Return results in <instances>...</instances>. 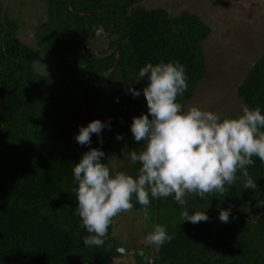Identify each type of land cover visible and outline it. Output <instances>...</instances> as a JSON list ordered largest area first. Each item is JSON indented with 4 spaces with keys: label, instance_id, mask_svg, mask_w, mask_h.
Segmentation results:
<instances>
[{
    "label": "trees",
    "instance_id": "16d2710c",
    "mask_svg": "<svg viewBox=\"0 0 264 264\" xmlns=\"http://www.w3.org/2000/svg\"><path fill=\"white\" fill-rule=\"evenodd\" d=\"M38 1L42 18L34 27L32 44L18 38V25L0 7V230L2 219L12 218L17 209L20 216L13 217L27 229L22 244L0 233V260L4 255L16 264H44L40 260L48 255L46 264H107L119 254L112 225L103 247H85L83 237L90 234L75 211L74 164L91 148H101L112 173L110 154L126 160L135 177L141 165L132 164L128 154L141 151L144 142L135 141L131 124L134 116L148 112L143 94L148 80L138 81L139 70L149 62L184 65L188 88L177 100L185 107L205 73L201 43L210 28L195 14L171 16L164 9L137 5L140 0ZM105 33L109 49L117 51L89 52L93 39ZM42 58L51 72L35 69ZM238 93L264 114V52ZM94 119L110 126L100 136L93 134L90 145H80L75 138L80 127ZM118 134L123 139L117 140ZM253 159L248 171L257 189H245L238 180L226 196L187 197L189 213L205 211L207 221H183V206L171 197L151 200L150 232L161 224L175 234L170 243L156 248L154 264H264V162ZM25 194L36 201L35 209L25 203ZM133 204V210L143 214L135 198ZM253 208L256 216L249 221L247 212ZM221 209H230V222L219 219ZM35 218L43 229L30 226ZM134 257L147 264L138 252Z\"/></svg>",
    "mask_w": 264,
    "mask_h": 264
},
{
    "label": "clouds",
    "instance_id": "9594fccd",
    "mask_svg": "<svg viewBox=\"0 0 264 264\" xmlns=\"http://www.w3.org/2000/svg\"><path fill=\"white\" fill-rule=\"evenodd\" d=\"M147 78L143 88L148 112L134 116L131 132L135 141L144 142L141 151H130L132 164L139 163L137 175L125 171L112 174L101 148H91L74 164L78 183L76 214L90 235L83 237L85 247H103L109 227L116 217L131 212L133 199L149 217L152 199L173 198L183 206V221L197 224L209 219L205 211L190 214V194L207 198L208 194L226 196L238 180L245 189L255 190L257 181L249 174L253 157L264 162V114L260 107L241 105V114L222 118L220 114L197 106L185 109L177 98L188 88L185 66L177 62H151L138 73V81ZM135 96L137 89H131ZM151 117V118H150ZM106 126L100 119L81 126L76 135L80 145H90L92 135L100 136ZM117 140L123 139L117 135ZM100 143H103L101 138ZM239 173V175H238ZM219 219L230 222V209H221ZM174 226V225H173ZM167 228L156 224L145 237L157 249L174 239ZM138 255L154 264L143 249Z\"/></svg>",
    "mask_w": 264,
    "mask_h": 264
},
{
    "label": "rangeland",
    "instance_id": "374dc122",
    "mask_svg": "<svg viewBox=\"0 0 264 264\" xmlns=\"http://www.w3.org/2000/svg\"><path fill=\"white\" fill-rule=\"evenodd\" d=\"M137 5L164 9L171 16L182 12L192 13L210 28V34L201 43L205 73L197 94L186 102L185 109L197 106L218 113L222 118L241 114V105L245 103L239 96L238 86L264 52V0H140ZM0 7L5 17L18 25V38L32 44L34 27L42 18L40 1L0 0ZM108 36L103 34L93 39L89 52L111 53L105 41ZM40 61L35 64V69L45 74L51 72L48 60L42 58ZM121 161L120 157L109 155L110 165L114 169L112 174L117 170H125L131 174L126 160ZM24 200L35 209L36 201L30 195L25 194ZM10 216L12 218L2 219L0 233L3 238L11 239L13 244H22L27 229L20 224V219L14 218L20 216V210L17 209ZM39 223L35 218L31 220L30 226L35 227V230L43 229ZM152 225L148 219H144L143 214L134 210L116 217L110 233L115 238L112 237L117 243L119 254L107 264H140L134 253L141 249L152 259L156 247L145 242ZM63 255L58 250V258ZM50 257L45 256L40 263L46 264ZM0 264L16 263L3 255Z\"/></svg>",
    "mask_w": 264,
    "mask_h": 264
},
{
    "label": "water",
    "instance_id": "95a60500",
    "mask_svg": "<svg viewBox=\"0 0 264 264\" xmlns=\"http://www.w3.org/2000/svg\"><path fill=\"white\" fill-rule=\"evenodd\" d=\"M119 21V16H117V19L115 20V22L112 23L111 26V31L114 29L115 24ZM101 30L103 31V28L101 27ZM95 31V29H94ZM104 32V31H103ZM106 34V33H105ZM117 51V47H114V49L111 51V53ZM118 56V53H117ZM116 62H117V57L114 63V67L116 66ZM123 89H125L124 83H123ZM247 213H250V216L248 217V220L250 221L254 216H256V210L253 208L252 210L248 211ZM231 215V214H230ZM260 216L257 217V219H259Z\"/></svg>",
    "mask_w": 264,
    "mask_h": 264
}]
</instances>
